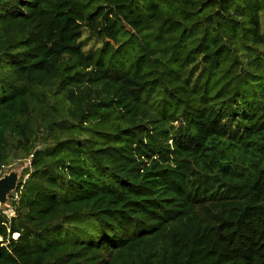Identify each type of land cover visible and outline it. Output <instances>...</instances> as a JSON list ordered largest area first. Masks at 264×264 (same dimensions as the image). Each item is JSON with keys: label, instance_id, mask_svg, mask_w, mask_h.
Here are the masks:
<instances>
[{"label": "trees", "instance_id": "trees-1", "mask_svg": "<svg viewBox=\"0 0 264 264\" xmlns=\"http://www.w3.org/2000/svg\"><path fill=\"white\" fill-rule=\"evenodd\" d=\"M30 154L0 264H264V0H0Z\"/></svg>", "mask_w": 264, "mask_h": 264}, {"label": "built area", "instance_id": "built-area-1", "mask_svg": "<svg viewBox=\"0 0 264 264\" xmlns=\"http://www.w3.org/2000/svg\"><path fill=\"white\" fill-rule=\"evenodd\" d=\"M33 156H34V154H30L28 157H23V158L18 157L15 159V162H21L22 161L25 164V167L23 166V168L25 170L26 168L31 167ZM24 170H23V174L20 176V178L17 182L16 188L9 195V199H10L9 203L3 209V211L6 213V215L8 217H12L15 215L16 206H17L16 203L18 202V200L20 198V190L18 188L19 187L22 188L23 184L26 182L27 178L29 177V173L24 174ZM5 171H6L5 168L3 170H0V176H2L5 173Z\"/></svg>", "mask_w": 264, "mask_h": 264}, {"label": "water", "instance_id": "water-1", "mask_svg": "<svg viewBox=\"0 0 264 264\" xmlns=\"http://www.w3.org/2000/svg\"><path fill=\"white\" fill-rule=\"evenodd\" d=\"M20 175V170L15 169L0 176V206L9 203V195L16 188Z\"/></svg>", "mask_w": 264, "mask_h": 264}, {"label": "rangeland", "instance_id": "rangeland-1", "mask_svg": "<svg viewBox=\"0 0 264 264\" xmlns=\"http://www.w3.org/2000/svg\"><path fill=\"white\" fill-rule=\"evenodd\" d=\"M84 39L88 45L87 47L99 46L101 44L100 42H98V40L95 37H90L88 31H85ZM18 157L23 158L22 156H17L15 158L13 157L10 164L5 167V170H6L5 173L11 172L12 170L16 169V170H20L21 175L23 174V170H24L23 166L25 167V164L22 161L21 162H15V159ZM1 207H2V209H4L6 206L3 204V206L1 205Z\"/></svg>", "mask_w": 264, "mask_h": 264}]
</instances>
